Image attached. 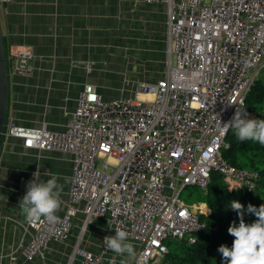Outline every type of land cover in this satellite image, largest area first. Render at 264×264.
<instances>
[{"label": "built area", "instance_id": "2783aa9c", "mask_svg": "<svg viewBox=\"0 0 264 264\" xmlns=\"http://www.w3.org/2000/svg\"><path fill=\"white\" fill-rule=\"evenodd\" d=\"M11 0H0L6 6ZM165 4L167 41L163 77L137 82L133 96L106 102L85 86L63 132L24 128L8 117L3 138L28 148L71 157L66 213L49 224L29 222L25 260L41 257L50 243L62 244L82 205L83 227L104 220L108 232L128 233L138 247L124 264H162L166 241L194 244L204 229L205 203L186 204L187 187L206 193L216 173L242 189H254L258 175L226 163L222 150L230 123L264 71V0H141ZM29 49L7 57L8 77L32 72ZM219 121V122H218ZM102 240L97 253L76 248L79 264H114Z\"/></svg>", "mask_w": 264, "mask_h": 264}, {"label": "crops", "instance_id": "0c3cea01", "mask_svg": "<svg viewBox=\"0 0 264 264\" xmlns=\"http://www.w3.org/2000/svg\"><path fill=\"white\" fill-rule=\"evenodd\" d=\"M0 27L6 56L29 49L32 72L8 77V117L24 128L65 130L68 115L85 86L112 101L133 96L137 82L163 77L167 41L165 4L141 0H11L0 6ZM40 181L57 178L62 217L71 185V157L28 148L19 139L3 138L0 154V264H79L76 248L97 253L108 232L104 220L83 227L82 205L71 219L62 244L50 243L41 257L25 260L22 248L31 232L19 207L33 173ZM130 243V242H129ZM135 253L138 247L132 244ZM114 264L131 259L110 250Z\"/></svg>", "mask_w": 264, "mask_h": 264}, {"label": "trees", "instance_id": "16d2710c", "mask_svg": "<svg viewBox=\"0 0 264 264\" xmlns=\"http://www.w3.org/2000/svg\"><path fill=\"white\" fill-rule=\"evenodd\" d=\"M261 75L246 98V108L255 115V119H264V79ZM225 142L227 147L222 150V157L226 163L257 173L254 189L247 191L213 173L206 193H202L196 202L205 203L210 210L207 217L200 216L204 229L196 235L194 244L175 241V247L167 246L162 264H222V256L217 249L220 245L231 248L234 237L228 234L227 229L232 222L239 223L236 212L230 209L232 201H238L245 209L249 204L257 208L264 204V145L252 140L240 141L235 129L228 131ZM255 219L252 214L244 217L245 223L249 224Z\"/></svg>", "mask_w": 264, "mask_h": 264}, {"label": "clouds", "instance_id": "9594fccd", "mask_svg": "<svg viewBox=\"0 0 264 264\" xmlns=\"http://www.w3.org/2000/svg\"><path fill=\"white\" fill-rule=\"evenodd\" d=\"M238 106L232 121L221 128H234L240 141L252 140L264 145V119H248L245 109ZM40 172L33 173V179L27 184L26 194L20 201L21 207L29 222L45 221L54 224L58 221L56 213L61 208L60 186L57 178L52 177L40 181ZM231 210L236 212L238 225L232 222L228 227V234L234 237L231 248L220 245L217 249L222 256V264H264V204L259 208L249 204L245 209L238 201H232ZM246 214L256 217L252 223H245ZM107 249L119 256L127 254L134 258V246L128 242V233L125 230L115 231L112 237H105Z\"/></svg>", "mask_w": 264, "mask_h": 264}, {"label": "water", "instance_id": "95a60500", "mask_svg": "<svg viewBox=\"0 0 264 264\" xmlns=\"http://www.w3.org/2000/svg\"><path fill=\"white\" fill-rule=\"evenodd\" d=\"M9 96V81L7 61L0 27V154L3 143V128L8 119L7 101Z\"/></svg>", "mask_w": 264, "mask_h": 264}, {"label": "rangeland", "instance_id": "374dc122", "mask_svg": "<svg viewBox=\"0 0 264 264\" xmlns=\"http://www.w3.org/2000/svg\"><path fill=\"white\" fill-rule=\"evenodd\" d=\"M262 74V73H261ZM260 74V75H261ZM261 78L264 79V74L261 75ZM204 193L202 191H200L199 189L195 188V187H187L186 189H184L180 195V199L182 201H184L186 204H196V202L199 200V198L201 197V194ZM176 242L173 240H170L167 243V246L169 248H173L175 247Z\"/></svg>", "mask_w": 264, "mask_h": 264}]
</instances>
